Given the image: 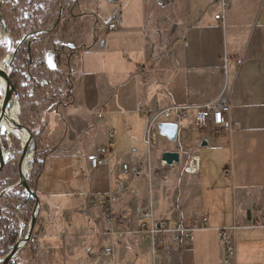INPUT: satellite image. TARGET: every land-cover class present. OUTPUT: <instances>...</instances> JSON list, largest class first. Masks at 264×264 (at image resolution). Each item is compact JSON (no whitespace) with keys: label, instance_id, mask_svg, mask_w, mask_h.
Instances as JSON below:
<instances>
[{"label":"crops","instance_id":"crops-1","mask_svg":"<svg viewBox=\"0 0 264 264\" xmlns=\"http://www.w3.org/2000/svg\"><path fill=\"white\" fill-rule=\"evenodd\" d=\"M71 1L62 33H56L57 46L43 43L40 50L47 76L38 83L43 89L37 117L46 126L43 145L52 151L34 181L38 215L32 245L21 252L20 263L153 264L147 239L109 234L99 203L118 181L126 191L114 207L126 221L115 224L117 231L136 230L141 222L136 212L148 201L156 223L207 219L206 229L196 230L191 241L155 256L157 264H219L217 229L232 226L234 264H264V0H226L222 21L215 20L222 13L219 0H174L165 7L156 0H118L103 5V14L91 7L95 0ZM115 15L117 29L105 32ZM59 48L66 58L62 65L56 61ZM27 71L30 84L38 71L32 64ZM57 73L63 75V89L48 91ZM70 81L71 95L65 98ZM223 91L230 131L193 129L194 111L181 123L202 132L193 141L201 150L192 149L197 173L178 184L153 186L148 197L137 198L130 188L142 174L121 181L118 160L132 163L145 152L143 111L206 104ZM51 95L58 96L54 104L48 102ZM187 126L177 140L183 132L189 136ZM109 132L113 140L107 143ZM158 136L153 147L155 154L160 152L157 162L163 152L184 150L181 145L157 148ZM112 143L117 145L111 148ZM104 145L111 150L110 166L88 168L86 156ZM125 149L130 153H117ZM110 170L116 172L112 177ZM179 173L175 167L169 180ZM61 194H68V204ZM104 247H112L113 255H102Z\"/></svg>","mask_w":264,"mask_h":264},{"label":"built area","instance_id":"built-area-1","mask_svg":"<svg viewBox=\"0 0 264 264\" xmlns=\"http://www.w3.org/2000/svg\"><path fill=\"white\" fill-rule=\"evenodd\" d=\"M222 8V13L215 16L216 21L223 20V13L228 6L226 0H219ZM119 17L113 16L109 23L103 28L105 32H112L117 29ZM226 60H224V68H226ZM241 60H237V65L241 64ZM229 101L224 91L213 101L206 104L186 105V106H169L167 108H152L143 111L145 116V127L143 134V141L147 147L146 151L139 158H134L132 163L122 164L118 174L131 176V174H142L145 172L149 188L153 186H168L178 184L180 180H189L194 176L199 168L198 157L195 153L189 154L187 152H180L185 154L186 161L183 166H180V173L177 178L172 181L171 178V166L162 167L160 159L157 163L152 161V151L155 142V136L159 134L157 128L159 123H172L178 126V133L181 130V123L188 118V112L194 111V118L192 127L195 130L201 128H211L213 130L230 131L233 127L229 121ZM107 143L113 140L112 132L107 134ZM111 150L109 145L98 146L90 154L86 156L87 166L90 169H96L100 166H110ZM196 159V167L190 172L193 161ZM173 166V165H172ZM116 172L109 171V176L112 177ZM116 188L109 192L107 197L99 203L102 209V214L106 219L108 231L112 238H124L126 235L140 236L142 239H147L150 243L151 252L153 255V264H157L155 256L160 252L169 254L173 251L175 246L182 244L183 242L191 241L194 237L196 230L206 229L208 222L206 218H201L198 222L181 223V222H168L162 221L156 223L153 218V206L152 201H148L141 206L137 212L136 217L141 222L136 230L129 229L127 231H117L115 224L126 221V218L119 217L115 212V204L118 202L122 193L126 191V186L123 183H115ZM27 196V195H26ZM33 214V212H32ZM148 219L149 225L146 226L143 220ZM30 221L27 224L19 223L18 227L22 230L21 238L24 239L27 235ZM159 226V227H157ZM128 227V226H127ZM235 229V226L230 228L217 229V237L222 250V255L219 264H234V244L231 231ZM24 230V231H23ZM23 248L24 242L21 243ZM22 248V249H23ZM112 247H104L101 250L102 255L112 256Z\"/></svg>","mask_w":264,"mask_h":264},{"label":"trees","instance_id":"trees-1","mask_svg":"<svg viewBox=\"0 0 264 264\" xmlns=\"http://www.w3.org/2000/svg\"><path fill=\"white\" fill-rule=\"evenodd\" d=\"M40 1L41 0H36V2ZM11 2L12 0H1V15L6 27L9 28L11 35L17 38L19 37L18 32L20 30L11 25L12 18L10 17L9 13L11 11ZM42 13L43 11L39 7H37L34 11H32L29 20L27 22L25 21L26 23L24 32L27 36L37 33L38 37L39 33L47 26V20H41L39 22L38 14H40L39 16H41ZM44 18L45 16H42L41 19ZM27 38L22 39L21 44L17 45L13 54V58L11 61V81L19 94V122L21 123V125L26 126L31 130L35 142V152L32 159V175L26 180L29 187L33 189L34 184L32 183L31 179H34L35 181L38 178L42 170V159L46 157L52 151V149H48L43 145L46 126L41 124L37 117L38 110L41 104V102L39 101L41 95L39 93V90L43 89V87H40L38 83L40 81H43L42 76L36 74V72L32 74V77L30 78V82L32 81V83L30 84L33 86L31 88V95L29 94L30 87L28 85H19L22 79L23 69L25 67L29 68V70L31 69L32 57L36 52L40 51L43 45L41 41H38L36 39L28 40ZM28 45L30 53H28ZM67 52L69 55H72L74 53V50L68 49ZM64 58L65 56L61 53L60 49L56 56L58 65H62L65 62L66 58ZM47 73H49L50 75L55 74H52L50 72ZM71 83L72 81H70L66 85L67 91L65 93V98H68L71 95ZM50 90L51 88H49L48 91ZM43 95L46 98L47 95ZM57 97L58 96L56 95H51V97L47 98L48 102L50 104H54ZM7 164L3 170L8 176V181H10L11 184L0 189V264L3 262L6 255L9 254L15 242L19 238V235L22 233V230L18 228V223L21 222L27 224L31 220L32 212L35 208V200L33 198L27 197L26 194H23V188L19 184V174L17 170L18 162L11 165ZM30 244L32 245L31 239L20 251V254ZM32 255L33 252L31 250L29 256ZM18 257L19 256L11 259L7 264H21V257Z\"/></svg>","mask_w":264,"mask_h":264},{"label":"rangeland","instance_id":"rangeland-1","mask_svg":"<svg viewBox=\"0 0 264 264\" xmlns=\"http://www.w3.org/2000/svg\"><path fill=\"white\" fill-rule=\"evenodd\" d=\"M70 3H72L71 0H69V1H67V0H41L40 2H36V0H12L11 5H10L11 11L9 12L10 17L12 18L11 19V21H12L11 25L18 28L20 31L18 32L19 37L15 38L11 35L9 28H7V31H4L3 27L0 24V28L2 30V35H3V39L0 40V63L3 66H5L6 72L8 70L9 62L12 61L13 54L15 52L17 45L22 41V39H25V37L26 38L28 37L27 38L28 40H35L36 39L38 41H41L42 44L44 43V45L48 44V45H51L52 47L57 46V45H55V40L57 38L56 33H57V31H60L59 35L62 33L61 32V26L63 24V20L67 19V17L69 16L67 13V9H68ZM111 3L112 2H110L109 0H95L92 3L91 7L93 9L100 8L101 14H103V5L111 4ZM37 7H39L43 11L41 16H39L40 14H38L39 22L41 20H47L48 24L43 29V31H41L39 33L38 37H37V35H38L37 33L30 35V36H27L24 32L25 23L29 20L32 11H34ZM42 16H45V18L41 19ZM102 16H104V15H102ZM46 17H47V19H46ZM56 21H58V25H56ZM40 54H41V52L39 51L33 55V57H32V68H33V66H35V68L37 69L38 74H40V76H43V75L47 76L46 73L43 72V61H41V57H40L41 55ZM27 70H28V68L25 67L22 71V79H21L20 84H19L20 86H23V85L29 83ZM46 78H48V77H46ZM49 79H51V77H49ZM53 80H55L56 84L57 83L58 84L57 85L53 84L54 86L51 88L50 91H52L53 89H55L56 91L59 89L62 90L63 86H64L63 75H60V73H57L56 77L53 78ZM29 85L30 84H28V86ZM29 93H31V87H30ZM2 100H3V98H2ZM16 108L18 109V116L17 117H18V122H19L20 101H18V105ZM0 112H1V109H0ZM185 125L187 126L186 122L184 124H182V127H181L182 131H184ZM190 127L191 126H189V125L187 126V128H188L187 131H188L189 136L187 137V134H185V132L181 133L179 140H177L176 143H171L166 138L161 137L159 135L157 148L160 149L162 146H167L166 148H169L170 150H174L177 147V145H181L184 148V150H181V151H187V153H189V154H192V149L194 147H198V150H201L199 147L200 143L198 145H195L193 143V141L195 138L197 139L198 137H200V135H202L201 134L202 132L199 133V132L193 131L192 129H190ZM1 144L4 148V150L8 152L6 164L9 162L8 164L11 165V164L18 162L20 154H21V150H22L21 145H20V140H18L17 137H13V136H10L9 140H8L6 135H5V136L1 137ZM116 145L117 144H115L113 146V143H112L111 148H114ZM33 147H34L33 143H31L29 146V150L31 151V154L33 151ZM146 149H147V147L143 144V147L141 148L142 152L146 151ZM117 153L127 154V153H130V150L125 149L124 152L117 151ZM154 154H155V152L153 150L151 157H152V161H154V163H156L157 162L156 158L158 157V154H160V152H158V154L156 152L157 155L155 154V156H154ZM32 159H33V157H30V161H29V165H28V171L25 175L26 180L32 175V163H33ZM123 162H128V160H124V158H122V160H118L119 168L121 167ZM6 164H5V166H6ZM42 166H43V164H42ZM3 169L0 172V189L3 187L9 186L11 184V182L8 181V176L5 174ZM143 175L146 176L145 172H142V176L140 178L141 181L133 183L131 185V188H130L131 191H136L135 196L137 198H144V197L149 196V184H148V181H146L143 178ZM78 179H80V176ZM119 179L121 181H124L125 183H127L130 179V176L123 175V176L119 177ZM31 180H32V183L34 184V179H31ZM62 189H66V188H62ZM79 191L82 192V193L79 192L80 195H83V193L86 191V189H85V187L81 186ZM70 193H71V195H73L72 193H74V192H70ZM155 193H156V189H152V194L155 195ZM23 194H25V193H23ZM61 195H63V196H61V200H62L63 204H68L69 203V200L67 199L68 194H61ZM94 195H96V194H94ZM94 197L96 198V197H101V196L96 195ZM19 223H21V222H19ZM17 256L20 257V252L16 255V257Z\"/></svg>","mask_w":264,"mask_h":264},{"label":"water","instance_id":"water-1","mask_svg":"<svg viewBox=\"0 0 264 264\" xmlns=\"http://www.w3.org/2000/svg\"><path fill=\"white\" fill-rule=\"evenodd\" d=\"M110 2H117L118 0H109ZM157 4L161 7H165L168 4H172L174 2V0H156ZM0 24L3 27L4 31H7V27L4 23V20L2 18L1 15V0H0ZM22 42V41H21ZM21 42L18 44L20 45ZM28 53H30L29 50V45H28ZM8 73L0 68V76L4 77L6 80V87H5V92H4V98H3V104H2V114L6 113V108L10 105L12 98L15 97L17 99V101H19V94L17 92V89L15 88V86L12 84L11 81V72H12V68H11V61L8 64ZM1 114V115H2ZM10 119V118H9ZM10 124H12L13 126H15L17 129L21 130V131H26L28 134V139L27 141L21 145V154L18 160V165H17V170H18V174H19V184L20 186L23 188L24 193L27 195V197L29 198H33L35 200V208L33 210V214L30 220V224H29V228H28V232L27 235L24 239L21 238L22 233L19 235V238L17 239V241L15 242L14 246L12 247L11 251L9 252L8 255H6V257L4 258L3 262L1 264H7L11 259H14L16 257V255L22 250L23 246H22V242H24V245L27 244L32 236V232L35 226V222L37 219V215H38V198L34 192L33 189H31L29 187V185L27 184L26 178H25V173L22 172V164L23 161L25 159V157L29 154V146L31 143H33V151L31 154V157H33L34 152H35V142H34V138L32 135L31 130L20 124V122H13L12 120L9 121ZM158 130H159V135L161 137L166 138L168 141H170L171 143H175L177 141V136H178V126L176 124H172V123H159L157 126ZM207 145V143L205 141H203L201 143V147H205ZM3 146L1 144V138H0V172L2 171V169L4 168L7 158H4L3 156ZM186 161V156L183 153L180 152H170V151H166L163 152L160 156V163L162 167H170V166H176V167H180L183 166L185 164ZM159 227V226H157Z\"/></svg>","mask_w":264,"mask_h":264},{"label":"bare ground","instance_id":"bare-ground-1","mask_svg":"<svg viewBox=\"0 0 264 264\" xmlns=\"http://www.w3.org/2000/svg\"><path fill=\"white\" fill-rule=\"evenodd\" d=\"M2 39H3V35H2V30L0 28V40H2ZM0 68L6 71L5 66H3L1 63H0ZM8 71L9 70H7V73H8ZM5 87H6V80L4 77L0 76V109H1V112H2V104H3L2 98H4ZM17 105H18V101L15 97H13L10 105L6 108V113L2 114L0 112V138L5 136V135H6L8 140H9L10 136L17 137V139L20 140V143L22 145L28 139L27 132L17 129L15 126L10 124V122H9L10 120H12L15 123L18 122V117H17L18 116V109L16 108ZM3 156H4V158H7L8 152L3 150ZM30 157H31V151L25 157L23 164H22V172L25 174L28 171V165H29ZM175 167L176 166H171L170 170L172 171ZM195 167H196V159L193 161L192 167L189 170H192Z\"/></svg>","mask_w":264,"mask_h":264},{"label":"flooded vegetation","instance_id":"flooded-vegetation-1","mask_svg":"<svg viewBox=\"0 0 264 264\" xmlns=\"http://www.w3.org/2000/svg\"><path fill=\"white\" fill-rule=\"evenodd\" d=\"M71 6H72V4L70 3L69 8L67 9V12H69V13L71 12V9H72ZM69 9H70V10H69ZM56 25H58V21H56ZM42 31H43V30H42ZM25 38H26V37H25Z\"/></svg>","mask_w":264,"mask_h":264}]
</instances>
